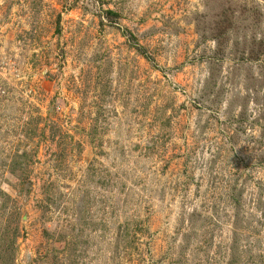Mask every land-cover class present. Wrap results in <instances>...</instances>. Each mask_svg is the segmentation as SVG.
<instances>
[{"label":"rangeland","instance_id":"rangeland-1","mask_svg":"<svg viewBox=\"0 0 264 264\" xmlns=\"http://www.w3.org/2000/svg\"><path fill=\"white\" fill-rule=\"evenodd\" d=\"M0 264H264V0H0Z\"/></svg>","mask_w":264,"mask_h":264}]
</instances>
